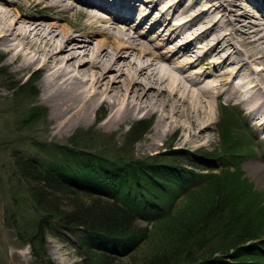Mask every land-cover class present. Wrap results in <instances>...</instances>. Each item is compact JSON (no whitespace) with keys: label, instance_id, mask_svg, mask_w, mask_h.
I'll use <instances>...</instances> for the list:
<instances>
[{"label":"bare ground","instance_id":"bare-ground-1","mask_svg":"<svg viewBox=\"0 0 264 264\" xmlns=\"http://www.w3.org/2000/svg\"><path fill=\"white\" fill-rule=\"evenodd\" d=\"M168 1L0 0L4 65L18 77L42 73L41 99L59 132L91 124L93 114L105 108L103 124L109 129L142 114L155 115L153 131L142 144L146 149L179 130V146L187 148L207 139L215 108L223 104L215 100L223 99L226 106L235 102L246 111L264 135V6L258 14L227 0L215 7L221 9L212 24L186 35L183 28L191 26V18L184 11L173 23L162 20L175 4ZM45 9H52L57 21L38 20L36 14ZM147 10L155 11L150 19ZM157 12L168 29L158 28L156 38L144 35L146 40L140 29H156ZM139 13L137 35L131 29ZM78 14L88 22L79 27L60 22ZM223 17L229 28L220 25ZM212 30L220 32L198 42L199 35ZM161 40L171 42L166 51ZM251 171L264 178V157L253 162Z\"/></svg>","mask_w":264,"mask_h":264},{"label":"trees","instance_id":"trees-1","mask_svg":"<svg viewBox=\"0 0 264 264\" xmlns=\"http://www.w3.org/2000/svg\"><path fill=\"white\" fill-rule=\"evenodd\" d=\"M27 115L25 128L46 116V107L33 106ZM149 126L141 120L130 127L122 156ZM222 136L229 137L231 154L244 139L239 133L232 139L228 130ZM94 149L69 140L54 144L45 160L12 150L15 170L4 185L25 179L37 210L44 212L40 223L30 230L14 227L15 233L40 264H55L44 238L52 221L79 236L92 264H264V192L245 176L241 162L247 149L230 155L217 172L196 171L205 167L173 154L179 151L165 152L164 160Z\"/></svg>","mask_w":264,"mask_h":264},{"label":"rangeland","instance_id":"rangeland-1","mask_svg":"<svg viewBox=\"0 0 264 264\" xmlns=\"http://www.w3.org/2000/svg\"><path fill=\"white\" fill-rule=\"evenodd\" d=\"M169 1L175 3L174 7L164 15L162 20L165 19L167 22L170 21L173 23L177 15H180L184 11L182 15H189L191 18V26L183 28V32H185L186 35H188L190 31H193L194 27L198 28L201 25L206 26L208 23L212 24L215 14L221 9L215 7L221 4L226 5L228 2L227 0ZM237 1L238 3L235 5H240V7L245 6V8H249L248 10L258 14H260L258 10L264 6V0ZM136 2L141 3V0H136ZM110 3L112 4V2ZM139 5L140 4L136 5V11L139 9L141 10V6ZM202 10H205L204 13L199 15ZM153 12L155 11L152 10L149 12V10H147V12L144 11V14L148 13V18L150 19ZM36 15H38L37 19L40 21L53 22L56 20V18H54L55 13L52 9L41 10V12H38ZM139 15L140 13L136 15L134 21ZM155 16L157 18H154L153 22L158 21L157 28H150V25L144 26L140 29L143 36L146 35V37L152 36V38H156L158 28L168 29V27L163 24L165 22L161 20V14L157 12ZM60 22L79 27L87 23L88 20L78 14L71 17L69 21L61 20ZM219 23L221 26L227 28L229 25L228 17H223ZM132 26H134V28H132L131 31L139 35V32L135 29L137 23L133 22ZM219 32V30H212L204 37L203 35H199L198 42L201 43L204 39H208L207 37L209 36L212 38ZM143 38L146 39L145 36ZM234 40L235 38H233L232 42ZM157 42L158 39L153 41L154 44H157ZM160 43L162 46H160V48L164 51H166L169 48L168 45L171 44V42L164 40H161ZM226 47L229 46L226 45ZM87 58L88 57H86V59ZM4 60L5 55L0 52V177L4 180H0V264H40L32 255L30 244L20 241L15 233V228L20 227V231L25 228L30 230L31 225L40 223L41 218L44 216V212L37 210L38 207L32 200L33 198L31 197L25 179L19 177L18 181H11L12 186L10 184L4 185L5 179L7 177L10 178L15 170L13 166L12 150L20 149L28 155L45 160L49 158L48 153L50 152L48 149L50 150L54 144H65L68 143L69 140H73L76 145L82 146L83 144H89L96 147L97 149H94V152H106L109 156H122V153L127 148L126 133L130 127L135 125L138 121L147 120L150 122L147 132L141 139L129 147L130 151L122 157L145 159L152 157V155H160V157H163L165 160L168 155L165 154V152L179 151L173 154L183 155V158L186 160H195L198 163L200 162L199 164L205 168H214L218 171L225 167L223 161L228 163L231 161L230 155H235L237 150L245 152L247 149V153L250 156L245 157L241 162L245 176L253 182L258 190L264 192V178L260 179L256 173L251 171L253 162L259 161L264 157V135H261L262 131H260L257 126L251 124L250 116L247 115L245 113L246 111L241 109L239 105H236L235 102H232V108L216 106L214 122L210 126L209 136L206 140L204 139L191 147H181L179 146V141L182 130H179L176 134L160 140L157 147L146 149L142 144L148 141L153 131L156 120L155 115L142 114L136 120L121 128L109 129L103 124V120L107 116V110L105 108H100L93 114L91 124H83L59 132L54 128L56 120L51 116L50 107L41 99L39 79L42 73L31 71L23 77H18L11 67L4 65ZM33 89L37 91V95L32 98L30 94ZM218 100L225 102L223 99H216L215 104L217 105L219 103ZM33 106L46 107L47 115L41 118L37 123L25 128V126H23L25 125L23 121H26V117L29 116L27 114ZM228 113H235L236 115H228ZM248 127L251 129H248ZM227 130L230 132L232 139H235L234 136L236 133L244 135V139L242 137V142H239V144H244V147H239L238 144L234 154L228 152L230 149L229 141H227L229 137L225 139L222 136V133ZM102 136L104 137L103 140ZM35 143L42 144L44 148L35 145ZM46 145L47 149H45ZM103 145H106V147H103ZM52 157L57 158L58 156L54 157V155H52ZM175 160L179 163L181 162L180 159L176 158ZM203 162L206 165L201 164ZM183 165L190 168V166L185 163ZM231 167L233 168V165ZM195 169L201 171L197 168ZM201 172L207 171H203L202 169ZM11 188H13V191L17 192L16 199L10 198L11 196L9 197L8 195V193L12 195ZM15 216L16 219H12ZM9 219L13 222L12 225L8 223L10 222ZM141 223L145 224L144 222ZM51 224V229H49L47 225L45 230V251L47 256L54 261L55 264H92V262L87 259V251L82 247L79 236L76 235V233L62 228V225L57 221H52Z\"/></svg>","mask_w":264,"mask_h":264}]
</instances>
